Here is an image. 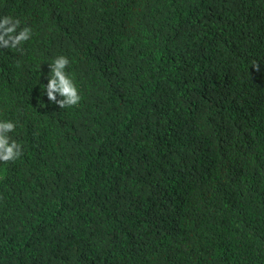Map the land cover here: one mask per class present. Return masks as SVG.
<instances>
[{"label": "trees", "instance_id": "obj_1", "mask_svg": "<svg viewBox=\"0 0 264 264\" xmlns=\"http://www.w3.org/2000/svg\"><path fill=\"white\" fill-rule=\"evenodd\" d=\"M3 17L31 36L0 48L22 149L0 161V264H264V0H0ZM59 56L69 108L43 92Z\"/></svg>", "mask_w": 264, "mask_h": 264}, {"label": "clouds", "instance_id": "obj_2", "mask_svg": "<svg viewBox=\"0 0 264 264\" xmlns=\"http://www.w3.org/2000/svg\"><path fill=\"white\" fill-rule=\"evenodd\" d=\"M19 20L11 17L0 19V48H18L21 44L30 39L31 29L24 27L19 32ZM69 65V59L65 56L57 57L49 65L50 72L47 76V84L43 92H46L50 102L55 103L59 108H69L79 104L81 96L72 78L65 69ZM257 70L259 66H255ZM57 94L61 99H57ZM16 124L11 121H0V161H15L22 155L21 145L12 140L9 133L14 132Z\"/></svg>", "mask_w": 264, "mask_h": 264}]
</instances>
